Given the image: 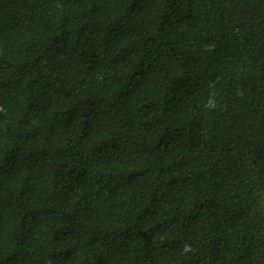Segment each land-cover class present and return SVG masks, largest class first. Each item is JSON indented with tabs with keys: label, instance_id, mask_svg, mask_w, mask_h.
I'll return each instance as SVG.
<instances>
[{
	"label": "trees",
	"instance_id": "1",
	"mask_svg": "<svg viewBox=\"0 0 264 264\" xmlns=\"http://www.w3.org/2000/svg\"><path fill=\"white\" fill-rule=\"evenodd\" d=\"M0 264H264V0H0Z\"/></svg>",
	"mask_w": 264,
	"mask_h": 264
}]
</instances>
